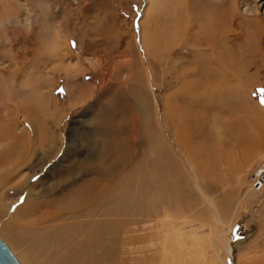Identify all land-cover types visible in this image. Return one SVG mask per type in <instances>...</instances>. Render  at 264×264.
<instances>
[{
  "label": "rangeland",
  "instance_id": "1",
  "mask_svg": "<svg viewBox=\"0 0 264 264\" xmlns=\"http://www.w3.org/2000/svg\"><path fill=\"white\" fill-rule=\"evenodd\" d=\"M195 3L200 8L206 7L203 0ZM227 3L225 2L228 6ZM146 6L147 0H0V103L11 96L17 102L24 101L25 98L40 102L41 107L45 108L44 114L49 122L46 128L49 129L63 116L62 110H53L51 102L56 100L62 106L61 109L72 106L65 113L60 128L56 127L60 141L55 139V148L51 151L55 163L50 169L45 167L39 174L47 183V193H40V196L57 197L93 180V175L87 172L77 174L72 179L63 175L69 174L81 164L89 167L99 162L94 149L85 147L82 136L90 134L102 146L104 137L99 135L102 131L97 120L100 114L114 108L113 101L117 95L123 99L127 115L117 118L119 128L110 134L122 149L118 153H109L102 163L105 167H111L114 182L120 187L124 177L138 163L128 159L132 156L131 152H134V131L131 124L135 123L139 132L152 126L156 133H162L159 124L162 123L164 99L169 105L185 108L192 115L189 120L194 121L193 118L199 114L198 110L207 102L205 96L211 93L213 99L204 126L210 130H220L224 125L232 124V132L243 131L246 135L249 134L242 149L251 151L252 148L255 152L261 150L264 156V0H234L235 10H232L234 17L230 32L226 31L222 37L226 41L222 54L226 51L227 55L223 54V57L228 60L224 61L225 65L218 63L225 77L214 80L213 85L201 84L200 89L205 93L203 99L200 95H186L183 91L188 83L198 84V80L190 76L194 68L189 59L184 61L171 57V63L168 64L167 59V63L157 64L153 83L149 81L155 91L149 89L143 79L133 81L128 86L124 84L130 72L126 67L128 62L132 61L136 71L143 73L145 70L142 35L143 32L148 33L152 26L151 13L148 12L144 17ZM197 14H193V18ZM185 22L181 25L179 42L193 40L191 35L186 36V29L189 27ZM158 27L163 28L165 33L161 50L169 53L173 35L167 32L168 25L163 16L158 19ZM197 29L198 27L194 32H198ZM219 65L216 64L217 67ZM164 77L166 88L162 85ZM136 87L144 91L141 99L133 91ZM137 101L145 109L143 111L142 108L139 116ZM157 106L161 113H158ZM197 120L198 118L195 119ZM3 126L5 125L0 122V128ZM40 128L45 129L43 124L39 125ZM198 128L204 129L195 123L193 132ZM174 134V130L165 133L170 147L169 160L181 170V174H172L173 189L166 197L171 203L168 214L157 209L150 225L146 218H141L138 223L122 228L121 241L100 242L102 252L105 250L109 253L108 259L102 264H121L120 261L126 259H130L129 264H137L135 260L138 254L121 253L123 241H130L131 244L140 241V246L147 241H165L167 244L181 241L185 247L189 243L187 248L190 246L189 251L193 252L192 256L195 258V261H191L192 264H224L230 257L226 252V242L221 237V225L216 221L219 214L223 222L222 228L230 226L232 230L234 251L231 264H264V191H254L250 179L261 163L259 158L255 156L252 160H247L250 163L245 172H249L245 173L246 183L241 188L235 179L234 170L238 167L235 161L238 157L235 151L237 141L234 142L227 136L221 145L212 136L210 142L202 147L204 156H208L201 158L198 154L193 156L194 159H189L188 155L181 154L180 150H185L183 147L179 148L174 141ZM194 141L198 142L196 133ZM141 145L144 146L143 141ZM3 147L0 146V149ZM185 158L190 161H185ZM191 164L199 170L200 190L194 183ZM230 168H233V174L229 171ZM57 171H62V175L56 177L54 173ZM3 192L7 196L4 204L11 206L10 214H13L25 202V194L16 190H9L7 193V188L0 191V194ZM209 201L215 204L218 214ZM2 223L0 222V240L23 264L18 255L25 252V247L8 239L7 232L2 231ZM84 237L85 233L80 235L78 241ZM135 248L134 250H138ZM70 260L67 264H74Z\"/></svg>",
  "mask_w": 264,
  "mask_h": 264
},
{
  "label": "bare ground",
  "instance_id": "2",
  "mask_svg": "<svg viewBox=\"0 0 264 264\" xmlns=\"http://www.w3.org/2000/svg\"><path fill=\"white\" fill-rule=\"evenodd\" d=\"M196 1L147 0V9L144 12V17L150 12V23L155 27L152 28L151 26L150 31L148 33L143 32L142 35L143 58L146 60L147 66L146 64L143 65L145 70L142 73V71L134 69L132 61L128 62L126 67L130 69V72L126 81H124L126 86L133 81L143 79L149 89L155 91L149 82L154 78V70H156L157 64L167 63V59L168 64L169 62L171 63V57L184 61L189 59L193 62L192 68L194 69L190 76L197 79L198 84H186L183 89L186 95L187 93L189 95L197 94L202 96L203 99L205 93H202L200 85L206 83L213 85L214 80L219 78L221 80V78L225 77L224 73H221L219 65L221 63L225 65L224 61L228 60L223 57L227 55L226 51L223 53L224 55L222 54V47L226 44L225 39L222 37L226 31L230 32L231 22L234 17L232 10H235L234 0H219V2L216 0H203L206 2V7L204 8L198 7V3H195ZM225 2H228L227 4L229 5L227 6ZM196 13L198 14L193 18V14ZM160 16L166 18L167 32L173 35V37L168 35V37L172 38L169 43L172 49H170L169 53L162 51L160 47L162 37L165 34L163 28L160 29L158 27ZM199 18L200 20H198ZM184 22L189 27L186 29V36L191 35L193 40L186 39L179 42L178 35ZM197 27L199 31L194 32ZM216 64L219 66L217 67ZM164 79L165 77L162 85L166 88L167 85ZM210 85L208 86L209 88ZM207 89L205 92H207ZM133 91L139 99L144 96V91L140 87L134 88ZM212 96L211 93L205 96L206 99H204L207 102H204V106L198 110L199 114H196L197 117L193 116L194 121L189 120L192 115L185 108L169 105L167 100L164 99L162 113L159 106H157L158 113L162 114V123L159 124L160 128H162V133L160 131L159 134L156 133L152 126L139 132L137 125L132 123L134 152H131L132 156L128 159H132L134 163L138 161V163L124 177L123 185L120 187L114 182L115 178H113L114 173L111 167H105L106 165L104 166L102 163L105 158H108L109 153L112 151H117L118 153L122 149V146L115 139H112L110 134L111 131L116 132L119 128L116 122L117 118H124L127 115L123 99L117 95V98L114 97V101L112 100L114 108L103 114L99 113L100 118L97 120V125L102 131L99 135L104 137L102 146L97 144L90 134L82 136L85 147L94 149L95 155L99 156L100 163L96 162L89 167L81 164L78 168L72 169L69 174L63 175L67 179H72L77 174L87 172L93 175V180L85 182L81 187L73 191L59 194L57 197L40 196V193H47L45 187L47 183L39 174L45 167L50 169L55 163L52 157L53 152L51 151L55 148V139L57 138L60 141V135L57 134L58 130L56 127L60 128L61 122L66 116L65 113L72 106L70 105L68 109H61L62 106L58 105L55 102L56 100L51 102L53 110H62L61 114H63L62 117L57 119L56 124L50 128L51 131L46 128L49 122L47 115L44 114L45 108L41 107L40 102L25 98V100L23 99L24 101H18V103L11 96L7 97V101L0 103V122L5 125L0 128V146L3 147L4 145L3 149H0V191L7 188V193L9 190H16L25 194V202L18 206L13 214H10L12 213L11 206L4 204L7 197L5 192L0 194V222H3L2 231L7 232L8 239L19 246L25 247V252L23 251L21 254V250L19 252L20 255H18L21 262L23 264H67V261L71 259L74 264H102L103 261L108 259L109 253L105 250L102 252L100 242L121 241L123 239L122 228L131 223H138L141 218H146L147 224L150 225L157 209H162L168 214L167 210H170L171 203L166 200V197L173 189L172 174L173 172L178 175L181 174V170L176 165H172L173 163L169 160L170 147L165 133L170 130H174L173 138L179 148L183 147L185 150V152L180 150L181 154L184 153V156L188 155L189 159H194L193 156L198 154L201 158L208 156H204L202 147H205L204 145L210 142L212 136L215 142L217 144L220 142L221 145L224 143L222 141L226 140L224 137L227 136L232 141H237L235 143V151H237L238 157H235V161H237L238 167L234 170L236 172L235 179L241 188L246 183L247 174L245 175V173L249 172H245L246 166L250 163L247 162L248 159L252 160L256 156L261 161L260 165H257V169L251 174L250 179H253L256 175L263 174V152L261 150L255 152L252 148L251 151L246 150L247 148H244L245 150L242 149V145L247 143V135L249 136V134L246 135L243 131L232 132V124L224 125L220 130H210L204 126L210 108L209 105L211 104V99H213ZM136 103L139 116L142 108L143 111L145 109L143 105L142 107L140 106V101ZM197 118L198 120L195 121ZM195 123L200 124L204 128H198L199 130L197 131L195 129L198 142L194 141L195 133L192 129ZM40 124H43L45 129H39ZM141 141L144 142L143 147ZM227 154L231 156L230 152ZM228 155L227 157H229ZM91 157L94 158L93 156ZM230 169L229 171L231 172L233 168ZM190 171L197 189L200 190L199 170L195 165H192ZM54 175L56 177L62 175V171H57ZM233 176L235 177V175ZM52 185L54 186L55 184L52 183ZM51 189L55 191V188L51 187ZM176 195L179 196V194ZM209 203L214 212L218 214L215 204L211 201ZM124 218L128 219L125 220ZM217 220V224L221 225V228H219L222 229L221 237L226 242V252L231 260V255H233L234 251L231 227L222 228L223 222L220 214L216 218ZM92 223L93 225L91 226ZM84 233V239L78 241L80 235ZM183 243L181 241H171L169 244L165 241H147L145 245L140 246V241L132 244L130 241H123L121 245H124V248H122L121 253L123 255L124 252L138 254L135 260L137 264H192L191 261H195L192 256L193 252L189 251L190 246L189 249L187 248L188 242L187 247ZM135 245L137 246L136 248ZM134 248L138 250H134ZM157 255L159 257H154ZM48 259L52 260L49 261ZM129 260L126 259L120 262L121 264H129ZM230 260L224 261V264H231Z\"/></svg>",
  "mask_w": 264,
  "mask_h": 264
},
{
  "label": "water",
  "instance_id": "3",
  "mask_svg": "<svg viewBox=\"0 0 264 264\" xmlns=\"http://www.w3.org/2000/svg\"><path fill=\"white\" fill-rule=\"evenodd\" d=\"M0 264H21L2 240H0Z\"/></svg>",
  "mask_w": 264,
  "mask_h": 264
},
{
  "label": "built area",
  "instance_id": "4",
  "mask_svg": "<svg viewBox=\"0 0 264 264\" xmlns=\"http://www.w3.org/2000/svg\"><path fill=\"white\" fill-rule=\"evenodd\" d=\"M251 180H252V188L254 191L256 192L264 191V171H263V174L256 175Z\"/></svg>",
  "mask_w": 264,
  "mask_h": 264
}]
</instances>
